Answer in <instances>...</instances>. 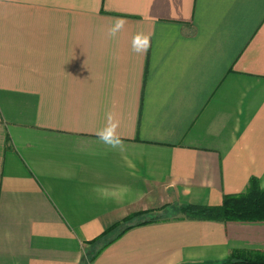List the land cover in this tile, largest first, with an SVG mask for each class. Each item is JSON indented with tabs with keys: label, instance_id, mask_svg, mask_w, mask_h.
Wrapping results in <instances>:
<instances>
[{
	"label": "crops",
	"instance_id": "obj_1",
	"mask_svg": "<svg viewBox=\"0 0 264 264\" xmlns=\"http://www.w3.org/2000/svg\"><path fill=\"white\" fill-rule=\"evenodd\" d=\"M252 178L264 190V0H0V264L251 259L264 221L180 211Z\"/></svg>",
	"mask_w": 264,
	"mask_h": 264
},
{
	"label": "trees",
	"instance_id": "obj_2",
	"mask_svg": "<svg viewBox=\"0 0 264 264\" xmlns=\"http://www.w3.org/2000/svg\"><path fill=\"white\" fill-rule=\"evenodd\" d=\"M182 215L190 218L202 220L218 221H238V222H256L264 221V190H262L255 178H252L245 192L236 195H226L223 197L219 206H185L182 209ZM145 215H131L123 218L109 227H107L99 239L108 240V243L116 240L126 230L136 225H145L157 220V218H148L139 221L137 224L132 223L134 217H143ZM130 223V224H129ZM132 223V224H131ZM123 225V228L115 232L117 228ZM98 239V240H99ZM235 264H264V254H256L251 259H241Z\"/></svg>",
	"mask_w": 264,
	"mask_h": 264
},
{
	"label": "clouds",
	"instance_id": "obj_3",
	"mask_svg": "<svg viewBox=\"0 0 264 264\" xmlns=\"http://www.w3.org/2000/svg\"><path fill=\"white\" fill-rule=\"evenodd\" d=\"M124 21L119 20V22L109 30L108 35L110 37H114L119 31L120 28L123 27ZM147 41L145 40V44ZM135 51H141L140 49H134ZM146 50V49H144ZM118 121H116L114 115L112 113L107 114V124L104 129H102L98 135L102 142L109 145L112 148H117L121 146V140L117 133Z\"/></svg>",
	"mask_w": 264,
	"mask_h": 264
},
{
	"label": "rangeland",
	"instance_id": "obj_4",
	"mask_svg": "<svg viewBox=\"0 0 264 264\" xmlns=\"http://www.w3.org/2000/svg\"><path fill=\"white\" fill-rule=\"evenodd\" d=\"M223 200V199H222ZM222 203V202H221ZM207 207H214V206H207ZM159 211H165L164 212V214L161 216V215H159V216H161V217H163L165 214H166V216L168 217L169 216V213H167V211H166V207H161L160 209H159ZM152 213V211H148L147 213H146V215L148 216V218H160V217H156V216H154V215H152L151 214ZM171 213V212H170ZM180 213L182 214V209H181V211H180ZM146 216V217H147ZM145 217V218H146ZM130 224V223H129ZM132 224V223H131ZM123 228V225L122 226H120L119 228H117L116 229V231L115 232H118L120 229H122Z\"/></svg>",
	"mask_w": 264,
	"mask_h": 264
}]
</instances>
